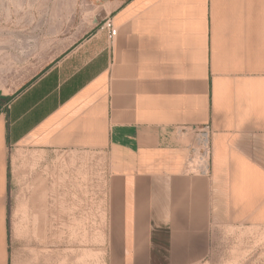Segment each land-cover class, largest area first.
Wrapping results in <instances>:
<instances>
[{
	"label": "crops",
	"instance_id": "1",
	"mask_svg": "<svg viewBox=\"0 0 264 264\" xmlns=\"http://www.w3.org/2000/svg\"><path fill=\"white\" fill-rule=\"evenodd\" d=\"M100 14L0 111V264L17 232L50 231L49 179L12 151L62 149L105 154L107 264L208 262L219 229L264 228V0H105Z\"/></svg>",
	"mask_w": 264,
	"mask_h": 264
},
{
	"label": "rangeland",
	"instance_id": "2",
	"mask_svg": "<svg viewBox=\"0 0 264 264\" xmlns=\"http://www.w3.org/2000/svg\"><path fill=\"white\" fill-rule=\"evenodd\" d=\"M105 0H0V102L34 82L90 32ZM21 171L50 184V231H19L13 264H107L105 154L90 150L12 151ZM14 159V160H15ZM201 264H264V228L219 229Z\"/></svg>",
	"mask_w": 264,
	"mask_h": 264
},
{
	"label": "built area",
	"instance_id": "3",
	"mask_svg": "<svg viewBox=\"0 0 264 264\" xmlns=\"http://www.w3.org/2000/svg\"><path fill=\"white\" fill-rule=\"evenodd\" d=\"M104 26L109 29L111 37L117 35L118 30L114 27L111 19L106 20ZM207 128L201 131L199 146L198 148H193V152L190 157V163L192 164L193 169L200 173H207L210 168L212 150L209 142V131Z\"/></svg>",
	"mask_w": 264,
	"mask_h": 264
},
{
	"label": "trees",
	"instance_id": "4",
	"mask_svg": "<svg viewBox=\"0 0 264 264\" xmlns=\"http://www.w3.org/2000/svg\"><path fill=\"white\" fill-rule=\"evenodd\" d=\"M10 100H11V96H8V97L4 98L0 102V111H1L2 107L5 106V105H7Z\"/></svg>",
	"mask_w": 264,
	"mask_h": 264
}]
</instances>
